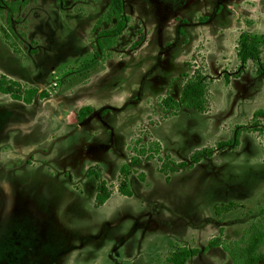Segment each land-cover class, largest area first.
Wrapping results in <instances>:
<instances>
[{"label": "rangeland", "instance_id": "rangeland-1", "mask_svg": "<svg viewBox=\"0 0 264 264\" xmlns=\"http://www.w3.org/2000/svg\"><path fill=\"white\" fill-rule=\"evenodd\" d=\"M122 1L128 21L114 38L101 37L113 24L103 18L109 0L2 5L0 73L49 96L25 106L0 94V192L13 166L51 176L43 188L5 193L15 199L3 209L0 253L16 257L6 264H165L181 246L201 251L187 264H233L207 242L264 227V0ZM245 34L259 40V56L241 64ZM195 70L205 110L162 107ZM85 106L92 111L79 122ZM132 157L140 161L126 197L119 168ZM102 184L111 196L95 207Z\"/></svg>", "mask_w": 264, "mask_h": 264}, {"label": "trees", "instance_id": "trees-1", "mask_svg": "<svg viewBox=\"0 0 264 264\" xmlns=\"http://www.w3.org/2000/svg\"><path fill=\"white\" fill-rule=\"evenodd\" d=\"M28 0H21V4H25ZM2 5H9L8 0H0V12H2ZM11 7V5H9ZM14 7V5H12ZM13 11V8L10 9ZM104 20L107 23L113 24L106 30L103 31L104 36L114 38L120 35L123 28L125 27L128 17L123 13V1L122 0H109L107 9L103 15ZM142 41V37H139L134 46H138ZM236 56L241 64H245L247 61L256 62L259 56V40L256 37L249 35H242L238 41V49ZM258 74L264 81V62L258 64ZM0 94L9 96L12 100L21 102L23 104H31L34 99L38 98L42 100L49 96L46 90H38L36 87L26 86L18 80L9 78L8 76L0 73ZM162 107L177 108L184 107L192 109L198 112H203L206 107V80L204 75L195 70L193 75L186 79L182 86L180 98L175 101L169 97L164 98L161 101ZM92 111L89 106L82 107L77 112V120L81 122L86 118ZM259 114H263L259 112ZM238 137V134H237ZM235 137L233 144L238 143V138ZM230 142L220 143V146L229 145ZM208 154L209 151L202 149L201 151L195 152L190 160L191 162L197 163L200 157L204 154ZM138 157H132L131 160L121 165L119 168V174L121 180L117 186V191L120 195L131 197L132 190L129 186L128 176L130 174L131 167L139 163ZM187 164L185 162L176 163V167H183ZM167 167V165H166ZM171 171H174L173 167H170ZM88 175L94 174L93 170L87 171ZM111 196L104 184L99 188V192L94 196L95 207L102 206L106 200ZM233 208L232 203L226 205H215L213 211L215 215L219 216L223 212H228ZM222 233V229H219V234ZM264 244V227L261 224H254L248 227L245 236L241 237L240 240L234 242H225L220 237H214L207 242L204 250L208 248L221 247L229 256L233 264H264V253L259 249ZM201 251L198 248H188L181 246L174 249L166 258L165 264H187L191 257L197 256Z\"/></svg>", "mask_w": 264, "mask_h": 264}, {"label": "crops", "instance_id": "crops-1", "mask_svg": "<svg viewBox=\"0 0 264 264\" xmlns=\"http://www.w3.org/2000/svg\"><path fill=\"white\" fill-rule=\"evenodd\" d=\"M2 95H4V94H2ZM13 101H15V100H13ZM16 102H18V101H16ZM23 105L26 106L29 104H23ZM13 131L16 132L14 129H13ZM0 139H1V141L5 140L4 137H2ZM50 177L51 176L47 172L43 173L42 170L35 171L33 169L30 172L29 171L22 172L21 170H17V171L11 170V171H9V173L6 174L5 177H3V179H6V181H5L6 185L3 186L2 191L11 192V191H16V190H21L23 188L29 189L31 191L37 190L39 188H43L42 184L43 185L47 184L48 183L47 179ZM9 189H13V190H9ZM102 206H100V207H102Z\"/></svg>", "mask_w": 264, "mask_h": 264}, {"label": "flooded vegetation", "instance_id": "flooded-vegetation-1", "mask_svg": "<svg viewBox=\"0 0 264 264\" xmlns=\"http://www.w3.org/2000/svg\"><path fill=\"white\" fill-rule=\"evenodd\" d=\"M21 168H18V166H13V167H11L10 169H9V171H17V170H20ZM0 193H2V195L3 196H1V198H0V206H1V202H2V204H3V208H2V206L0 207V250L4 247V245H5V241H6V239H5V231L3 230V228H2V220H3V216H2V214L4 213L3 212V209H4V211H6V207H7V205H5V204H8V202L10 201V200H13V199H15V198H13V197H10V199L7 201V198L5 197V195L6 194H11L12 192H4V191H2V192H0ZM6 193V194H5ZM15 194V193H14ZM9 197V196H8ZM7 201V202H6ZM20 202H22V203H25V204H29L30 206H34V208H37L36 207V205H34V204H36V202H32V201H29V200H23V201H21L20 200ZM35 226V225H34ZM28 231L30 232V234H31V242L34 240H32V238H33V236H35V231H34V229H33V226L32 227H30V229H28ZM23 237V231H19L18 232V234H16L15 235V237H14V240L16 241V244H17V246H18V248H19V243H20V241H21V238ZM18 248H15L16 250H18L19 251V249ZM1 255H0V264H6V262H8L9 261V256H13L14 258H16L13 254H8V253H0ZM16 260V259H15ZM14 262V261H13Z\"/></svg>", "mask_w": 264, "mask_h": 264}]
</instances>
